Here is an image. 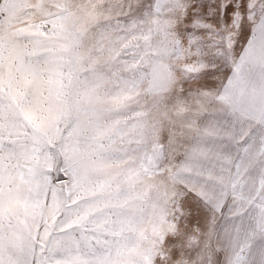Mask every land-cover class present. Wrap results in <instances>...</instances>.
<instances>
[{
	"label": "snow or ice",
	"instance_id": "1",
	"mask_svg": "<svg viewBox=\"0 0 264 264\" xmlns=\"http://www.w3.org/2000/svg\"><path fill=\"white\" fill-rule=\"evenodd\" d=\"M0 264H264V0H0Z\"/></svg>",
	"mask_w": 264,
	"mask_h": 264
}]
</instances>
